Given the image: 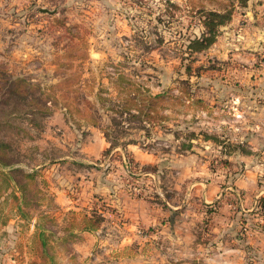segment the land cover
<instances>
[{
  "label": "rangeland",
  "instance_id": "374dc122",
  "mask_svg": "<svg viewBox=\"0 0 264 264\" xmlns=\"http://www.w3.org/2000/svg\"><path fill=\"white\" fill-rule=\"evenodd\" d=\"M229 4L237 7L234 13L241 18L248 15L253 29L264 31V0H248L247 13L238 7V0H0V68L7 75L39 84L57 99L56 105L49 99V108L43 111L40 105L30 111L9 101L0 107V155L8 162L2 169L19 180L23 193L22 212L12 209L9 194L3 204L7 222L0 226V264L2 259L15 264H85L71 245L82 214L101 216L100 226L111 224L113 201L125 194L164 205L172 199L193 201L190 187L186 190L193 175L177 191L173 188L174 179L183 177L180 170L188 174V168L202 167L221 177L222 186L231 185L244 152L229 144L244 142L242 127L253 122H243L234 113L250 114L247 103L257 98L256 86L240 80L251 76L255 81V73L264 69V56L255 60L257 67L249 75L243 71L249 64L245 59L233 58L229 52L219 58L213 55L209 48L218 37L231 48L247 44L244 38L234 37L236 27L228 29V23L207 48L186 49L188 39L202 30L197 10ZM66 53L81 57L67 58ZM116 72L142 83L152 94L166 90L179 94V81L187 79L208 108L168 104L163 126L152 128L150 135L125 125L120 140H133L131 148L155 159L133 160L134 168L123 165L127 150L115 147L102 156L108 142L100 127L112 126L113 121L107 104H97V94L115 98ZM85 100L96 109L87 108ZM190 132L196 134L191 149H181ZM203 132L217 140L203 139ZM13 168L32 173L33 186ZM232 199L239 206V196ZM216 207V203L198 204L200 211ZM252 218L258 229L264 225L261 216ZM243 221L239 235L245 234L244 228L250 230ZM106 226L103 236L110 244L115 229ZM88 256L87 264H98L94 252Z\"/></svg>",
  "mask_w": 264,
  "mask_h": 264
},
{
  "label": "crops",
  "instance_id": "0c3cea01",
  "mask_svg": "<svg viewBox=\"0 0 264 264\" xmlns=\"http://www.w3.org/2000/svg\"><path fill=\"white\" fill-rule=\"evenodd\" d=\"M247 9L248 4L243 11L247 13ZM243 16L241 18L237 12L233 13L228 29L234 25V37L244 38L247 44L242 45V48L249 50H241L238 48L240 45L234 43V48H231L226 44L228 41L218 37L209 51L218 58L229 52L233 58L245 59L249 64L244 65L243 71L251 75L254 72L252 67H257V62L253 65L255 60L264 56V31L253 29L248 15ZM240 19L243 20L241 24ZM244 28H251L252 31L248 32ZM263 70H258L259 74L255 73L259 78L255 81L251 80V76L240 80L241 83L256 86L257 98L247 103L252 109L250 114L234 113L243 122H253L242 127L245 128L241 134L244 142L240 139V144L245 146V151L240 156L241 169L232 179L231 185L222 186L221 177L194 166L195 169L188 168L185 171L188 174L180 170L178 174L183 177L175 178L173 182V188L177 191L184 180L193 177L189 186L186 185V190L190 187L188 195L192 196L193 201L180 202L179 199L174 202L175 199H172L164 205L145 197L126 194L116 197L113 201L115 219L110 221L111 224L105 221L95 231L74 230L76 235L71 242L73 252H77L85 264L88 263V255L93 252L98 264H264V225L261 230L258 229L252 218L261 216L264 224ZM232 102L236 103L235 99ZM130 144L126 150L135 162L138 163V159L143 163L154 161L155 158L151 160L150 154L138 153ZM122 161L126 165L124 158ZM227 182L230 181L226 179ZM227 193L232 196L227 198ZM234 196H239V206L234 205ZM60 199L64 202L61 196ZM211 203L217 204L215 211L198 209V204L208 207ZM243 219L249 224L250 230L244 228L245 234L239 235L238 231L245 222ZM106 225H112L115 229V238L110 244L103 236ZM99 257L103 258L102 261ZM1 264L15 263L12 259H2Z\"/></svg>",
  "mask_w": 264,
  "mask_h": 264
},
{
  "label": "trees",
  "instance_id": "16d2710c",
  "mask_svg": "<svg viewBox=\"0 0 264 264\" xmlns=\"http://www.w3.org/2000/svg\"><path fill=\"white\" fill-rule=\"evenodd\" d=\"M247 3L248 0H238V7H245ZM236 8V6L229 4L221 9H198L197 12L199 13L202 30L200 35L188 39L186 49L189 52H197L211 45L219 33L220 27L231 21ZM66 57L75 59L81 56L80 54H67ZM82 58L85 57L83 56ZM187 70L189 69L187 68ZM75 79H78V76ZM179 82V94H170L169 90L152 94L149 88L142 83L121 72H116L112 81L113 90L116 93L115 98L111 99L97 94V104H107L106 110L112 113L113 121L112 126L100 127L108 142V146L103 151L102 156L115 147L126 150L128 144L134 143L133 140H120L124 134L125 125L126 127H136L143 130L145 135H150L152 128L163 126V122L167 119V115L163 111L168 104L173 106L182 104L185 107L199 105L203 109L208 108L205 101L202 98H197L195 92L192 91L189 80L182 79ZM66 86L67 88L70 87L71 83L66 84ZM49 99H51V105H56L57 99L50 95L46 89L40 87L39 84L30 83L23 77L7 75L0 68V107L8 105L7 102L9 101V103H15V105L19 103L24 107H28L30 111L38 110V105H40L41 108L39 110L42 109L43 111V109L49 108L46 104ZM84 103L87 108L94 107L96 109L92 102L85 100ZM75 110L80 113L79 108H75ZM96 124V122H93V125ZM201 134L203 139L217 140V137L212 134L204 132ZM191 138H196L195 132L188 134V141L182 142L180 148L190 150L192 147ZM229 145L244 152L241 144ZM231 150L227 152L231 153ZM125 161L126 165L131 168L136 166L128 152H126ZM5 164H8V162L0 155V226H3L7 222V216L3 212V204L7 202L6 195L9 194L10 198L14 201L12 209L19 212H22L21 202L23 200L21 184L12 173L2 169V165L4 166ZM13 172L14 174H19L22 178H26L27 182L33 186L34 175L32 173H23L17 168H13ZM101 220L102 217L97 214H82L80 229L95 231L99 228Z\"/></svg>",
  "mask_w": 264,
  "mask_h": 264
},
{
  "label": "water",
  "instance_id": "95a60500",
  "mask_svg": "<svg viewBox=\"0 0 264 264\" xmlns=\"http://www.w3.org/2000/svg\"><path fill=\"white\" fill-rule=\"evenodd\" d=\"M42 11H48V10L44 9V10H42Z\"/></svg>",
  "mask_w": 264,
  "mask_h": 264
}]
</instances>
